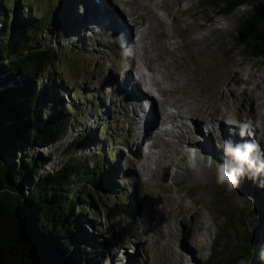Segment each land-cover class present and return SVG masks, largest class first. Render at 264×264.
Masks as SVG:
<instances>
[{
  "label": "rangeland",
  "instance_id": "obj_1",
  "mask_svg": "<svg viewBox=\"0 0 264 264\" xmlns=\"http://www.w3.org/2000/svg\"><path fill=\"white\" fill-rule=\"evenodd\" d=\"M263 1L249 0L234 12L223 14L217 13L206 0H123L111 7L120 15L123 11L132 13L133 19L143 17L147 35L153 38L151 47L148 46L152 41H147V64L160 72L151 73L161 86L169 88L170 75L173 74L179 81L174 78L177 84L168 90L177 87L191 92L186 95L180 90V93H170L165 97L153 96L156 103L166 104L164 106L168 111L185 117L181 119L186 123L195 119L207 121L212 116V121L224 118L230 121L227 118H232L237 122L252 120L253 111L264 117V66L252 60L235 39L238 18L253 12ZM22 3L38 19L30 30L32 37L40 30L37 48L46 47L55 55L54 61L38 76L49 90L51 88L56 92V95H48L47 99L54 101L56 106L62 105L71 114L81 113L69 124L65 138L59 144L41 150L40 154L53 152V166L50 168H57L62 161L80 155L95 163L94 155L99 152L105 156L100 164L104 167L103 172L112 168L110 180L108 184L104 181L99 200L92 201L93 212L83 213L94 227L89 232L97 237L94 244L99 246L87 254L89 264H232L235 261L236 264H264V218L258 223L260 215L264 217V184L260 187L253 184L248 178L249 173L240 178L239 185L232 191L218 184L216 165L205 162L204 153L192 155V158L186 151L183 152L184 147L181 152L177 150V136L181 131L176 125L169 131L170 137L164 136V139L155 142L160 146L167 143L165 141L172 143L178 154L173 151L169 153V160H166L168 157L162 160L158 148L145 160L142 157L132 158L134 153L138 154L137 151L132 152L139 141L133 132L136 120L125 109L124 97L120 103L121 95L116 89L132 57L128 53V60L123 61L116 43L109 44V39L100 32L78 30L73 20L78 21L81 9L75 11L77 7L70 0H14L11 9L27 12ZM142 7H147L149 13L144 12ZM64 12H70L72 17H63ZM122 21L126 23L123 18ZM159 22L170 36L161 43L169 47L172 56L165 54L160 42L155 41L161 33ZM55 25L64 26L60 33L64 37H59L57 32L48 35L52 30H49L50 27L54 29ZM157 54H164L165 59L154 61ZM107 71L115 73H109L114 78L110 84L112 89L107 86L109 81L103 78ZM162 74H165V79ZM127 76L132 78L131 74ZM172 102L177 104L178 109L170 107ZM251 104L257 108L253 110ZM173 124L179 125L178 120ZM202 124L200 134L205 138L212 137V153L215 149L222 150L223 141L220 138L214 141V133L213 136L206 135ZM85 133L93 136L90 145L82 147L79 153L63 152L73 139ZM260 133L264 135V132ZM261 151L264 155V143ZM27 154L34 157L36 151L28 150ZM211 158L216 161L215 156ZM136 160L145 163L147 169L142 171L134 163ZM160 166L161 173L158 171ZM46 173L45 167L39 175ZM259 174L264 180V171ZM191 175L196 179L191 181ZM166 198H169L168 202ZM182 207L185 210L183 216L179 213ZM146 211L147 218H152L150 223L146 215L143 216ZM194 212L198 215L194 216ZM173 213L180 215L169 219ZM137 214L145 218L140 221L134 219ZM182 217L192 227L191 236L173 239L168 235L166 223L170 221L169 226L176 231ZM194 217L203 228L200 233L192 223ZM140 222L146 224L144 233ZM253 233L259 235V239L248 254L244 242ZM177 234L183 238L179 232ZM184 252L187 255L182 260L180 255Z\"/></svg>",
  "mask_w": 264,
  "mask_h": 264
},
{
  "label": "trees",
  "instance_id": "obj_2",
  "mask_svg": "<svg viewBox=\"0 0 264 264\" xmlns=\"http://www.w3.org/2000/svg\"><path fill=\"white\" fill-rule=\"evenodd\" d=\"M206 1L219 14L249 2ZM13 2L0 0V264H89L87 254L99 246L83 213L93 212L92 201L99 200L112 168L103 172L100 164L105 156L99 152L95 163L80 155L57 168H50L53 152L40 154L59 144L81 113L71 114L47 99L56 92L38 76L54 61V52L37 48L40 30L35 37L30 32L38 21L36 14L24 3L27 12H14ZM69 14L64 12L63 17H72V9ZM55 26L48 35L57 32L64 37L60 36L64 26ZM236 33L247 55L264 66V1L238 18ZM92 137L87 133L76 137L63 152L79 153ZM28 150H35L36 156L29 157ZM45 167L47 173L40 176ZM248 178L263 185L258 174L249 173ZM263 218L260 215L258 223ZM258 239L255 233L245 239L248 254Z\"/></svg>",
  "mask_w": 264,
  "mask_h": 264
},
{
  "label": "bare ground",
  "instance_id": "obj_3",
  "mask_svg": "<svg viewBox=\"0 0 264 264\" xmlns=\"http://www.w3.org/2000/svg\"><path fill=\"white\" fill-rule=\"evenodd\" d=\"M86 2L89 5H91L93 10L83 11L79 15V18H78L79 22L78 23H79V28H81V30H83L84 32L89 31V33L100 32L104 35L103 37H106L107 39H109V44L110 43L111 44L116 43V45L115 44L114 45L117 47V50L119 51L118 53L121 56H123V61L128 60L126 58V55H128V53H129V57H132L133 53L139 52V54L141 56V60L143 61L146 68L150 72H152L153 74L155 72H158V71H154L152 68L148 67L149 64H147V59H146V57H147L146 53L148 52V50L146 48L147 41L148 40L152 41L150 46H148V47H151V45L153 44V38L150 35H147V29H145V27H144L145 22H144L142 16H140L138 19L137 18L133 19L132 13H130L131 14L130 15V14H127L126 12L121 11L120 12L121 15H120L118 13V11L116 12V10H114V8L111 7L113 3H114V5L115 4H121L123 2V0H120V1L119 0H107V1L106 0L105 1H102V0H86ZM124 4H126V2ZM138 8H140V7H138ZM141 9L144 12H146L147 14L149 13L147 7H142ZM131 12H135V10H132ZM122 18H123V20L124 19L126 20V23H124L122 21ZM151 24H152V26L155 25L153 22ZM158 27L161 29V33L159 34V36H157L155 41L160 42V46L164 50L165 54L172 56L173 52L169 49V47L167 45L161 43L162 40L170 39V36L165 32V30H163V24L161 22L158 23ZM87 29H89V30H87ZM157 32H159V31L157 30ZM136 34L139 36V41H138L139 45L138 46L136 45V40H135ZM197 42H198V40H197ZM164 59H165L164 54H157L156 57L154 58V61L160 62ZM133 64L134 63H133V60L131 58V61L128 64L129 68L126 70L127 73L126 72L124 73L121 83H119L118 87H116V89L118 88V90H117L118 93L122 97L125 98L124 100L127 103L126 108L131 112V114L133 115L132 117L136 120L135 129L133 130V132L135 134V137L139 141L135 143V150L132 149L133 150L132 152L134 153V151H137L138 154L134 153L132 155L133 156L132 158L142 157V159H144V160L147 158H150L151 154H152L151 152L147 156H142V154L140 153V147H139L140 141L148 142L152 138L154 140H161V138L164 139V136L170 137L171 136L169 134L170 130H168V129L163 130L162 124L165 122L174 123L176 120H178V122H179L178 126L180 128L179 130L181 131L180 135L177 136V145L179 144L178 145L179 149L177 148V150L179 152H181L183 150L182 147H184L183 152L186 151L185 153H188L191 156L192 155L196 156L197 154H199L201 152L204 154H208V158L210 156L211 157L215 156V158H217L221 161L228 159V157H226L224 155V151H223L224 148L222 150H218V151H216V149H215L214 153H212L211 147L214 149V147H213L214 143H212V140H210V139H212V137L205 138L200 134V123H203L206 126L205 128L209 129V132H217L216 135L214 133L215 140L220 138L223 141L221 144L222 146L224 145L225 141H231V142H233V144L245 143V142L251 143L254 146V156L257 158L260 157V155H259L260 150L259 149L261 148L262 144L264 143V135H262L260 133V131H262V133L264 132V124H263L264 123V119H263L264 117L262 115H260L259 112L253 111L252 119L254 122L253 124H255V122L258 121L260 129L256 128L254 125L248 123V121L247 122L245 121V123L241 126V128H239L238 130H233L231 127L228 128L224 124L218 125V123H217L218 120L212 121L213 116L210 118V120H207V121H203L202 119H200V120L195 119V121L192 123L190 120H188V123H186V120L181 119V118H183V116H180V115L176 116L172 111H168L166 106H164L166 104L156 103V101L152 99V96L150 95V91L145 89V85L143 83L137 82L133 77H132L133 78L132 79L130 76L129 77L127 76L128 74L129 75L131 74V76H132L131 70L133 68ZM107 72L108 73H105L103 78L106 81H109V84H111L114 82V78L111 75H114L115 73L113 71H107ZM158 73H160V72H158ZM164 76H165V74H162L163 78H164ZM170 77L171 78L169 81L171 82V86L169 88L162 87L161 84L159 83V81L155 77L153 79V86L155 87V90L158 92V94L161 97L162 96L165 97L167 94H170V93H178L180 90L186 95L191 94V92H189L188 90L179 89L177 87H175L172 90H168L177 84V83H174V82H176L175 79H177V78H175V76L173 74H171ZM166 80H168V79H166ZM159 85L161 87H159ZM138 89H139V93L137 92ZM140 91H141V94H140ZM195 95L192 97H195ZM254 100L255 99H253V101ZM249 101L251 102V100H249ZM175 105H177V104L172 102L170 107H176ZM178 106H180V105H178ZM251 106L253 107L254 105L251 104ZM176 108L178 109V107H176ZM179 108H181V106ZM256 108L253 107V110ZM175 118H176V120H175ZM134 119H132V120H134ZM239 122L243 123L244 120H241ZM131 124H133V123H131ZM237 124L238 123H235L233 125L237 126ZM215 125H217V128L214 127ZM248 129H251L252 135L249 134ZM247 130H248V135L245 132ZM201 133H202V131H201ZM182 135H184V136H182ZM209 136H213V134H211V135L209 134ZM165 142H167V143H162L161 146L159 145L158 142H153L152 143L153 145L152 144L151 145H152V148H154V150H157L159 148L158 152L160 154L159 153L158 154L162 158V160L164 159V157H168L166 160H169L170 159L169 153L176 151V153L178 154V151L174 150L175 148H173L172 143H170L168 141H165ZM190 143L192 144L191 146H190ZM207 161H209V159H207ZM134 163L136 164V166H139L142 171L147 169V165L145 163H142L140 160H136V162L134 161ZM160 170H162V166H160L158 168V171H160ZM161 172L162 171H160V173ZM189 179L191 181H193L196 178H194V176L191 175V177H189ZM167 199L169 200V198H166V202H168ZM179 203L181 205L180 200H179ZM137 208H138V205H137ZM146 213H147V211L145 212V214H143V216L146 215ZM179 213H181L182 216L184 215L185 210L183 209V207L180 209ZM179 215H178V213L177 214L173 213L170 216L169 215L168 216H169V219L170 218L176 219L179 217ZM195 215H198V214L196 212H194V216ZM134 217H135L134 219L140 221V219H141L140 217H142V216H139L137 214ZM147 219H148L149 223L152 220L151 217H148ZM179 221H180V223L178 225L179 229H177V230L180 233V235L183 236V238L179 237V235L177 234L178 233L177 230L175 231V229H173L172 227L169 226L170 221H167V223H166V225L168 224L167 227L169 228L168 235L171 236L173 239L174 238L185 239L187 237H190L191 233H192V230H191L192 227H189L188 221L185 222L183 217L180 218ZM192 223H194L196 225L195 229L198 231V233H200V230H203V228L200 224V221L198 219H196L195 217L192 218ZM139 226L141 227V230L143 229L142 230V232H143L145 227H146V224H143L140 222ZM193 231H195V230H193ZM186 255H187L186 252H184L180 255V258L183 260L186 257Z\"/></svg>",
  "mask_w": 264,
  "mask_h": 264
},
{
  "label": "clouds",
  "instance_id": "obj_4",
  "mask_svg": "<svg viewBox=\"0 0 264 264\" xmlns=\"http://www.w3.org/2000/svg\"><path fill=\"white\" fill-rule=\"evenodd\" d=\"M224 155L228 159L216 162L209 157V161L216 165V182L225 185L229 191L234 190L240 183V178L248 173L253 175L264 171V156H254V146L251 143L233 144L224 142Z\"/></svg>",
  "mask_w": 264,
  "mask_h": 264
}]
</instances>
